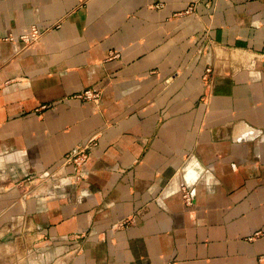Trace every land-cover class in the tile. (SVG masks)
<instances>
[{
	"label": "crops",
	"instance_id": "1",
	"mask_svg": "<svg viewBox=\"0 0 264 264\" xmlns=\"http://www.w3.org/2000/svg\"><path fill=\"white\" fill-rule=\"evenodd\" d=\"M0 264H264V0H0Z\"/></svg>",
	"mask_w": 264,
	"mask_h": 264
},
{
	"label": "rangeland",
	"instance_id": "2",
	"mask_svg": "<svg viewBox=\"0 0 264 264\" xmlns=\"http://www.w3.org/2000/svg\"><path fill=\"white\" fill-rule=\"evenodd\" d=\"M44 33L45 32L43 30H40L37 27H33L29 31H27V32L23 33L22 35L18 36L17 38L14 37V36H9L7 38V40L12 41V42H16V41L20 42L21 45H22V50L23 51H26V50L30 49L32 46H34L44 36ZM87 91H91V92L90 93H87ZM101 96L102 95H101V91L100 90H97V89H94V88H88V89H86V90H84V91H82V92H80V93L72 96L70 99L73 98V99L79 100L82 103L93 104L94 106L100 108L101 101H102L101 100L102 99ZM43 108H47V107L44 106ZM99 137H100L99 134H93L89 138H87L86 140H84L82 143H80L79 145H81L84 142H86V141H88L90 139H93V138L96 139L97 144H98ZM79 145H77L75 148H77ZM93 150H91L90 152H88V155L91 156V153H92ZM72 151H70V152H72ZM32 181H34L33 178H28L26 181H24L22 183V185H25L24 187H27L29 189L32 186L33 187H36V184H32ZM72 182H73V179L70 178V183H72ZM51 183H52V181L50 179L49 180L46 179L41 184H38V186H40L41 188H44L45 186H47L48 184H51ZM181 195H182V190H181Z\"/></svg>",
	"mask_w": 264,
	"mask_h": 264
},
{
	"label": "built area",
	"instance_id": "3",
	"mask_svg": "<svg viewBox=\"0 0 264 264\" xmlns=\"http://www.w3.org/2000/svg\"><path fill=\"white\" fill-rule=\"evenodd\" d=\"M209 72H211L210 69L207 70V73ZM90 92L91 91H87V93ZM96 145V139H90L84 142L83 144L79 145L65 157L63 165L71 166L73 168L74 173L71 176V178L73 179V184L77 185L83 181L85 166L87 165L90 158L88 152L93 150ZM182 199L188 208H192L194 206V193L191 189L186 186L182 187Z\"/></svg>",
	"mask_w": 264,
	"mask_h": 264
}]
</instances>
